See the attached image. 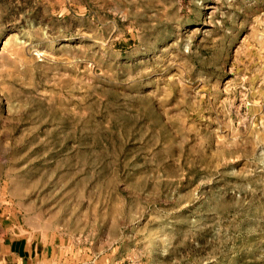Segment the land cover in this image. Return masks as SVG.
Masks as SVG:
<instances>
[{
  "label": "rangeland",
  "instance_id": "obj_1",
  "mask_svg": "<svg viewBox=\"0 0 264 264\" xmlns=\"http://www.w3.org/2000/svg\"><path fill=\"white\" fill-rule=\"evenodd\" d=\"M0 216L58 264H264V0H0Z\"/></svg>",
  "mask_w": 264,
  "mask_h": 264
},
{
  "label": "crops",
  "instance_id": "obj_2",
  "mask_svg": "<svg viewBox=\"0 0 264 264\" xmlns=\"http://www.w3.org/2000/svg\"><path fill=\"white\" fill-rule=\"evenodd\" d=\"M55 248L44 239L15 232V222L0 216V264H58Z\"/></svg>",
  "mask_w": 264,
  "mask_h": 264
}]
</instances>
